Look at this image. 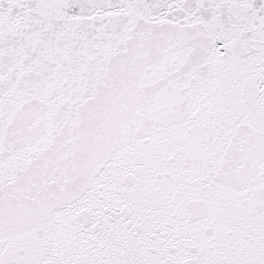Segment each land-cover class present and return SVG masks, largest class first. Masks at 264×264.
<instances>
[{"label": "snow or ice", "instance_id": "obj_1", "mask_svg": "<svg viewBox=\"0 0 264 264\" xmlns=\"http://www.w3.org/2000/svg\"><path fill=\"white\" fill-rule=\"evenodd\" d=\"M0 264H264V0H0Z\"/></svg>", "mask_w": 264, "mask_h": 264}]
</instances>
